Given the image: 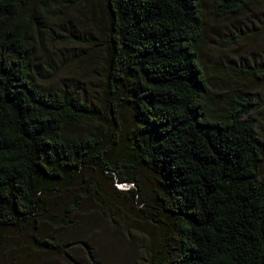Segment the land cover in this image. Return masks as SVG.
I'll return each instance as SVG.
<instances>
[{
	"label": "trees",
	"instance_id": "obj_1",
	"mask_svg": "<svg viewBox=\"0 0 264 264\" xmlns=\"http://www.w3.org/2000/svg\"><path fill=\"white\" fill-rule=\"evenodd\" d=\"M82 1L0 0V255L70 262L78 242L64 230L87 199L116 216L104 176L163 232L150 264H264V130L253 94L264 64L231 66L217 81L204 61L203 0H102L106 19L82 39L103 54L99 95L57 89L49 81L64 64L43 46L59 41L51 15ZM259 1L210 0L209 10L229 21Z\"/></svg>",
	"mask_w": 264,
	"mask_h": 264
},
{
	"label": "rangeland",
	"instance_id": "obj_2",
	"mask_svg": "<svg viewBox=\"0 0 264 264\" xmlns=\"http://www.w3.org/2000/svg\"><path fill=\"white\" fill-rule=\"evenodd\" d=\"M203 1L207 8L208 39L211 42L206 47L204 61L217 69V81L220 84L227 81L226 73L231 66L238 68L240 65L264 64V0H260L245 15L229 21L214 20L209 10L210 0ZM51 17H56L50 27L55 35H59V41L44 40L42 44L49 50L47 55L55 59V63L62 62L65 67L55 72L53 80L49 82L57 89L67 85L70 92H88V98L98 96L99 93H93V90L98 91L101 86L100 61L103 54L97 50L99 47L84 43L82 39L87 40L93 23L106 19L103 1L83 0L71 11L64 13L63 9ZM253 94L262 105V112H258L257 116L264 130V86ZM133 121V116L128 114L127 123L131 125ZM87 175L92 179L95 177L91 170ZM102 181L105 190L109 189L106 194L116 207V216L87 199L83 213L70 219L64 230L70 239L78 242L70 254V262L50 255L30 257L29 253L11 262L10 253L6 250L0 255V264H150L148 251L161 245L163 232L143 217L137 202L133 204L128 199H117L116 186L111 185L104 176ZM153 187L152 178L147 179L145 188L148 195H151ZM79 188L70 189L65 199L68 201L79 194ZM85 243L93 246L94 251L87 250Z\"/></svg>",
	"mask_w": 264,
	"mask_h": 264
},
{
	"label": "clouds",
	"instance_id": "obj_3",
	"mask_svg": "<svg viewBox=\"0 0 264 264\" xmlns=\"http://www.w3.org/2000/svg\"><path fill=\"white\" fill-rule=\"evenodd\" d=\"M129 184H125V185H120L119 187H120V189H127V188H129V187H127ZM130 186V185H129Z\"/></svg>",
	"mask_w": 264,
	"mask_h": 264
}]
</instances>
